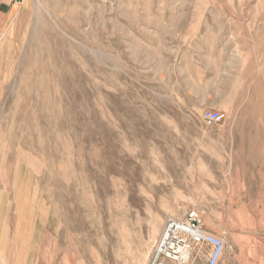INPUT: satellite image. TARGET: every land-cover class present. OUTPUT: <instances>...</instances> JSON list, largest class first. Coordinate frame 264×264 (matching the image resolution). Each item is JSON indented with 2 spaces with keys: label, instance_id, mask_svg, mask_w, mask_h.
I'll use <instances>...</instances> for the list:
<instances>
[{
  "label": "rangeland",
  "instance_id": "374dc122",
  "mask_svg": "<svg viewBox=\"0 0 264 264\" xmlns=\"http://www.w3.org/2000/svg\"><path fill=\"white\" fill-rule=\"evenodd\" d=\"M192 210L264 264V0H0V264H150Z\"/></svg>",
  "mask_w": 264,
  "mask_h": 264
},
{
  "label": "built area",
  "instance_id": "2783aa9c",
  "mask_svg": "<svg viewBox=\"0 0 264 264\" xmlns=\"http://www.w3.org/2000/svg\"><path fill=\"white\" fill-rule=\"evenodd\" d=\"M219 112L207 114V120L219 123ZM226 241L206 231L201 214L192 210L182 218H169L155 246L150 264H195L209 248L207 264H220L225 253Z\"/></svg>",
  "mask_w": 264,
  "mask_h": 264
},
{
  "label": "crops",
  "instance_id": "0c3cea01",
  "mask_svg": "<svg viewBox=\"0 0 264 264\" xmlns=\"http://www.w3.org/2000/svg\"><path fill=\"white\" fill-rule=\"evenodd\" d=\"M205 251H206V253L209 254V248H208V247L205 248ZM207 260H208V256H206V258L203 260V263H202V264H207ZM167 264H168V263H167ZM220 264H221V263H220ZM230 264H240V262H238V261L236 260V261H234V262H230ZM248 264H251V263L249 262ZM252 264H257V262L254 261Z\"/></svg>",
  "mask_w": 264,
  "mask_h": 264
},
{
  "label": "bare ground",
  "instance_id": "6f19581e",
  "mask_svg": "<svg viewBox=\"0 0 264 264\" xmlns=\"http://www.w3.org/2000/svg\"><path fill=\"white\" fill-rule=\"evenodd\" d=\"M222 260V259H221Z\"/></svg>",
  "mask_w": 264,
  "mask_h": 264
}]
</instances>
